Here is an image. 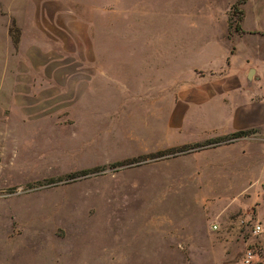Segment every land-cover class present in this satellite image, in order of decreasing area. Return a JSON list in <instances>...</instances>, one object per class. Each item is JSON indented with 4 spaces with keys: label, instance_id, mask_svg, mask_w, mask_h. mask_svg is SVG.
<instances>
[{
    "label": "rangeland",
    "instance_id": "374dc122",
    "mask_svg": "<svg viewBox=\"0 0 264 264\" xmlns=\"http://www.w3.org/2000/svg\"><path fill=\"white\" fill-rule=\"evenodd\" d=\"M240 1L32 0L46 22L27 44L54 53V78L0 68V264H243L246 249L264 264V0ZM230 65L262 95L250 149L154 158L237 129L211 117L166 137L154 104L176 73Z\"/></svg>",
    "mask_w": 264,
    "mask_h": 264
},
{
    "label": "crops",
    "instance_id": "0c3cea01",
    "mask_svg": "<svg viewBox=\"0 0 264 264\" xmlns=\"http://www.w3.org/2000/svg\"><path fill=\"white\" fill-rule=\"evenodd\" d=\"M31 2L32 0H0V68H3L2 71L5 75L13 77L17 67L27 65L29 68L35 69V72L39 76H43V79L47 77L50 84V74L54 78V70H50L49 61H46V59L49 60L50 57H54V53L51 54L49 49H45L42 40H33L27 44L28 36L35 35L39 30L38 22H46L44 18L37 19V12L35 13ZM47 17L49 18V13ZM51 22L54 23V20ZM14 26L19 33L16 41L13 40L10 34ZM36 59L39 61L37 62ZM200 70L195 67L190 71L193 80H195L193 83L183 80L179 73L173 75L167 83L168 87L164 92L165 95L154 103L155 105L159 104L161 107L159 109V120L161 122L159 132H162L166 137L180 135L185 128L197 127L201 120L207 122L211 117H220L221 120L227 121L232 117L237 129L231 133H222L220 137H217L221 139L232 133L247 131L253 128L252 122L258 123L263 118L262 105L254 104L250 99L256 94H243L244 84L255 82L253 71H249L242 79L241 74L237 76L233 74L231 65L225 73H223L224 71L221 72L222 75L219 73V75H214V72ZM196 71L208 75L201 78ZM18 87L19 83L11 80L9 88L17 89ZM214 139L216 138H209L204 142ZM254 141L256 139L245 138L224 147H234L236 149L239 143L245 142L246 148L249 150ZM161 143L162 146L167 147L175 145L182 147L198 142L177 144L161 141Z\"/></svg>",
    "mask_w": 264,
    "mask_h": 264
},
{
    "label": "trees",
    "instance_id": "16d2710c",
    "mask_svg": "<svg viewBox=\"0 0 264 264\" xmlns=\"http://www.w3.org/2000/svg\"><path fill=\"white\" fill-rule=\"evenodd\" d=\"M247 2V0H242L238 3V5L242 6V5H245V3ZM250 135V132H247V131H241V132H237V133H234V134H231L227 137H224V138H221V139H218L216 141H209V142H205V143H197V144H193V145H186V146H182L180 148H172V149H168V150H165V151H161V152H158L156 154V157L154 156V158H164V157H167L169 155H176V154H179V153H189V152H193V151H197L199 149H203V148H206V147H209V146H216V145H220V144H230V143H233V142H236L242 138H247L249 137ZM128 164H131V162H126V163H123V164H120L119 166H123V165H128ZM83 175H86L82 173V176Z\"/></svg>",
    "mask_w": 264,
    "mask_h": 264
},
{
    "label": "built area",
    "instance_id": "2783aa9c",
    "mask_svg": "<svg viewBox=\"0 0 264 264\" xmlns=\"http://www.w3.org/2000/svg\"><path fill=\"white\" fill-rule=\"evenodd\" d=\"M213 229H216V228L213 227ZM253 229H254L255 235L261 234L262 232L264 233V231L261 229V225L259 224L255 225ZM253 258H254V251L250 249H246L244 258H243V264H250Z\"/></svg>",
    "mask_w": 264,
    "mask_h": 264
}]
</instances>
